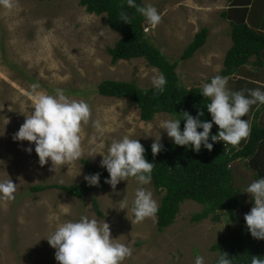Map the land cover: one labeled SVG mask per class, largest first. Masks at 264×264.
Wrapping results in <instances>:
<instances>
[{
	"label": "rangeland",
	"instance_id": "rangeland-1",
	"mask_svg": "<svg viewBox=\"0 0 264 264\" xmlns=\"http://www.w3.org/2000/svg\"><path fill=\"white\" fill-rule=\"evenodd\" d=\"M143 2L155 6L161 14V22L156 27L146 24V31L170 60L180 58L197 31L208 29L203 46L189 59L178 60L176 71L181 85L202 87L219 75L232 42L230 23L224 21L226 17L219 11L224 0ZM12 4L11 9L0 5V182L10 179L16 184V192L15 199L0 201V264H58L47 237L59 224L77 221L81 216L108 223L111 238L132 248L131 257L123 264H195L197 255L205 258V264L211 263L218 254L211 246L240 224L244 212L219 211L204 220L192 221V215L201 211L203 205L187 199L181 204L175 222L159 229L156 218L135 222L131 206L138 184L134 178L121 181L115 190L106 184L81 199L57 188L30 189L40 184L69 185L84 181L87 170L83 161L99 166L101 154L107 155L111 143L124 136L150 144L161 133V143L171 141L159 124L175 117L158 113L151 121H143L134 103L98 93L99 83L106 79L151 87L152 76L159 73L144 58L112 62L107 49L113 47L120 34L108 27L105 13H88L80 0H12ZM250 20L249 24L258 29L264 17ZM257 59L261 63L255 69L254 64L244 65L227 77L230 91L264 90L248 80L258 77L264 83V51L249 61L254 63ZM249 69L259 75H248ZM33 83H38V91L46 94L63 89L70 99L83 100L91 109L89 123L82 125V157L57 166L55 171L50 160L44 166L39 164L34 143L13 138L26 115L34 110L33 98L27 94ZM255 106L244 119L252 121ZM96 120L101 124L99 130L92 124ZM28 147L32 148L31 153L26 151ZM233 169L235 183L243 191L257 180L254 170L243 161L234 162ZM144 187L160 205L164 192L157 191L152 182ZM125 196L127 210L120 209ZM94 199L102 217L92 207ZM215 214L220 215L219 221L213 219Z\"/></svg>",
	"mask_w": 264,
	"mask_h": 264
},
{
	"label": "trees",
	"instance_id": "trees-1",
	"mask_svg": "<svg viewBox=\"0 0 264 264\" xmlns=\"http://www.w3.org/2000/svg\"><path fill=\"white\" fill-rule=\"evenodd\" d=\"M138 5L144 6L143 0H136ZM88 13L96 15L106 14V24L109 28L120 34L119 40L108 47V53L115 63L119 60L144 58L147 64L158 69L167 79L165 91L154 94L153 87H139L133 81L103 80L98 85V93L104 96L126 99L134 103L139 109L143 121H151L158 113H168L175 119H182L183 112L187 111L193 117L203 111L199 118L211 122V114L207 111L210 98L203 97L202 87L187 88L180 84L176 68L179 59H189L194 52L206 42L207 28L200 29L192 41L185 47L178 60H170L156 46L152 37L146 31V22L135 8L127 5V0H80ZM239 6V5H233ZM247 7L245 5L234 7L223 16L229 18L232 11L231 39L232 43L226 51L223 68L219 75L228 77L238 68L245 65L253 55L264 50V21L260 29H255L248 23ZM128 14L129 23L120 21V12ZM264 12V11H263ZM209 79L208 81H210ZM264 106V105H261ZM185 121L181 120V130ZM218 126L213 124L211 134L218 133ZM202 131V129H198ZM209 142H212L209 138ZM145 148V158L154 163L152 183L157 191L164 195L156 215L159 229L173 224L180 210L181 204L192 199L203 205V209L192 215V221H201L212 213L244 212L240 224L222 236L211 246L212 251L218 254L209 264H216L217 257L226 252L232 257L233 264H251L252 256L264 258V240L251 236L244 219L245 214L254 206L251 195H245L241 186L236 185L234 162L243 161L256 173L257 180L264 178V161L259 154L264 151V127L251 125L250 136L233 147L224 145L222 141L214 143L213 149L208 151L203 146L199 153L188 146H177L173 140L163 142L162 151L153 157L151 145L141 143ZM87 175L100 173L99 186H90L85 180L69 185H34L32 191H44L57 188L63 193L77 198H84L91 192L103 189L109 178L106 168L94 167L86 160L83 161ZM248 203V204H247ZM94 211L103 216L98 202L92 201ZM249 213V212H248ZM215 221L220 215H213Z\"/></svg>",
	"mask_w": 264,
	"mask_h": 264
},
{
	"label": "clouds",
	"instance_id": "clouds-1",
	"mask_svg": "<svg viewBox=\"0 0 264 264\" xmlns=\"http://www.w3.org/2000/svg\"><path fill=\"white\" fill-rule=\"evenodd\" d=\"M227 2L228 0H224L219 10L221 14L234 8L231 4L228 7ZM0 5L8 9L13 7L12 0H0ZM127 5L135 8L136 12L144 17L147 25L156 27L161 22V14L155 6L151 4L141 6L136 0H127ZM233 5L235 4L232 3ZM129 20L128 14L121 11L120 21L130 24ZM151 84L154 94H162L167 79L163 73H157L152 76ZM227 85V77L220 75L212 77L210 82L202 85L201 94L210 98L206 107L211 114V122L199 118L204 115L203 111H199L196 117L185 111L182 119L161 121L160 129L166 131L175 145L188 146L197 153L201 151L202 146L211 151L214 143L220 141L224 145L238 146L251 133V124L244 117L253 105L257 107L264 105V90L256 88L233 92ZM39 88L38 83L31 85V90L27 94L33 98L34 110L26 115L25 122L13 138L16 141L34 143L39 164L44 166L50 160L55 171L57 166L74 163L82 157V125L89 123L91 109L83 100L70 99L63 89L57 88L54 94H46L38 91ZM245 92L248 95H245ZM181 120L185 121L183 130H181ZM92 124L98 130L101 128L98 120L92 121ZM213 124L219 129L214 135L211 134ZM209 138L212 142H209ZM160 141L161 133L151 145L153 157L164 147ZM26 151L31 153L32 148L28 147ZM101 155L103 156L101 167L106 168L109 173V178L104 182L113 190L121 181L134 178L137 182L138 187L131 206L135 222H142L146 218L155 219L159 211L158 202L153 198V193L144 187L152 182L154 163L145 158V148L139 139L124 136L114 140L108 148L107 155ZM84 179L90 186H99L100 173L86 175ZM15 192L16 184L10 179L0 182V201L15 199ZM244 192L249 193L254 201V206L244 217L246 226L253 238L264 240V178L248 184ZM122 201L124 203L120 209L127 210L126 196ZM47 240L55 249V259L58 264H123L125 259L132 255L131 247L111 238L108 223L104 221L101 223L87 216H81L77 221L59 224ZM195 264H205V258L197 255ZM216 264H233V260L223 252L217 257ZM251 264H264V258L252 256Z\"/></svg>",
	"mask_w": 264,
	"mask_h": 264
},
{
	"label": "crops",
	"instance_id": "crops-1",
	"mask_svg": "<svg viewBox=\"0 0 264 264\" xmlns=\"http://www.w3.org/2000/svg\"><path fill=\"white\" fill-rule=\"evenodd\" d=\"M232 3H234L235 5H239V6H232ZM227 4H228V7L230 6L229 4H231V7H240V6L245 5V7H247L246 8L247 9V19H248L247 21H249V22L252 21L250 19H252L254 17H255V19H257V18H263L264 17V12H263L264 11V0H233L231 3H230V1H228ZM255 10L258 11L256 13L257 16L255 14H253V12ZM231 16H232V11L229 12V18H225L224 21H227L228 23H231V20L230 19L233 18V17L231 18ZM253 22H254V20H253ZM256 26L258 27L257 24H256ZM261 26H262V24H261ZM229 33L231 34V32H229ZM230 37H231V35H230ZM231 41H232V39H231ZM261 55H262V52H261ZM253 56L255 57V59L257 58V55H253ZM250 58H249V60H250ZM262 58H263V56H262ZM249 60H248V62L245 65H248V64L253 65L254 64L255 66L253 65L254 66L253 69H255V67L258 66L261 63L260 61L258 62V59L256 60V62L254 61V63H251ZM261 61L263 62V59ZM251 70L252 69H249L248 70V75L250 73L251 74H254L253 77H257L259 75L258 73H255V72H253ZM263 71H264V69H263ZM241 80H246V79H241ZM248 80L250 82L258 83V85L264 89V83L261 82L258 77L256 78V80H254V79H248ZM259 108H260V110H259ZM254 110H257V111H256V114L254 115V117H252V121H251V118L249 119L250 124L252 125L253 123H256L257 126L264 127V106H259V107L255 106L254 107ZM263 146H264V144H263ZM259 156H260L259 158H262V160L264 161V151H263V153H260Z\"/></svg>",
	"mask_w": 264,
	"mask_h": 264
}]
</instances>
